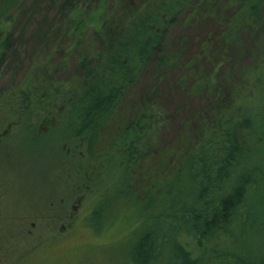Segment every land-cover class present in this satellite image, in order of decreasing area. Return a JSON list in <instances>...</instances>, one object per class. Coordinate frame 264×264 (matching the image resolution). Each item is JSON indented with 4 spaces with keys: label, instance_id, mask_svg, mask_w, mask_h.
<instances>
[{
    "label": "trees",
    "instance_id": "16d2710c",
    "mask_svg": "<svg viewBox=\"0 0 264 264\" xmlns=\"http://www.w3.org/2000/svg\"><path fill=\"white\" fill-rule=\"evenodd\" d=\"M9 1L0 9V69L26 33L34 52L50 45L56 52L69 48L77 72L65 92L64 126H56L85 139L81 167L118 152L117 174L96 196L86 217L100 232L124 223L118 227L128 233L124 244L115 243L118 259L122 256L123 264H264V124L259 128L253 118L222 99L225 89L212 77L226 58V48L237 47L241 32L262 27L264 0H165L142 13L134 0H121L124 14L100 20L95 10L85 17L76 2L50 0L57 7L75 5L35 28L31 17L40 3ZM227 8L232 10L229 16L224 14ZM207 16L217 18L220 31L200 43L182 77L183 82L192 79L193 94L212 97L199 127L192 125L195 138L184 134L179 143L152 155L158 116L145 107L139 116L115 127L109 147L102 150L124 96L144 68L151 72L153 64L160 68L179 63L177 53L165 51L168 28ZM60 32L63 42L58 44ZM216 45L221 57L205 71L200 58ZM42 89L32 84L20 90V96L31 105L40 94L49 95ZM9 106L6 103L4 110Z\"/></svg>",
    "mask_w": 264,
    "mask_h": 264
},
{
    "label": "rangeland",
    "instance_id": "374dc122",
    "mask_svg": "<svg viewBox=\"0 0 264 264\" xmlns=\"http://www.w3.org/2000/svg\"><path fill=\"white\" fill-rule=\"evenodd\" d=\"M6 1L0 0V9ZM22 1L40 3L31 17L33 28L38 22L47 25V20L59 11L67 13L75 5L66 3L57 7L50 0H17V3L20 5ZM70 1L85 10V17L95 10L97 20L124 14L119 10L121 0H104L101 5L99 0ZM164 1L134 0V6L142 13L149 6H162ZM11 3L13 0L7 4ZM231 13L230 8L224 12L225 16ZM94 25L99 27L96 22ZM219 31L217 18L209 16L168 28L165 51L177 53L179 63L160 68L153 64L151 72L148 66L144 68L124 96L114 121L116 125L108 129L100 148L106 151L114 128L139 116L145 107L158 116L152 155L179 143L184 134L195 138L194 129L201 124L212 97L193 94L192 79L183 82L182 77L200 43ZM91 32L88 37L93 39ZM28 35L19 38L18 46L0 69V264H123L115 247L126 239L128 231L124 233L122 228H127L118 227L124 223L100 232L86 220L96 196L117 174L118 152L115 150L103 160L81 167L85 139L71 136L62 127L66 119L65 92L69 79L77 72L76 56L69 48L53 51L51 45L34 52ZM61 35L60 32L58 44L60 39L63 42ZM223 54L226 56L223 63L212 72V77L225 89L222 99L253 118L260 128L264 124V20L260 28L243 30L237 47H227ZM220 57L216 45L208 55L201 56L200 62L205 71H210ZM32 84L42 85V93L48 91L49 95L40 94L30 105L20 96V90ZM6 103L11 105L9 110H4ZM253 242L250 239V249Z\"/></svg>",
    "mask_w": 264,
    "mask_h": 264
}]
</instances>
